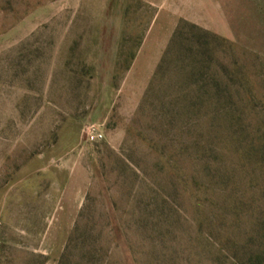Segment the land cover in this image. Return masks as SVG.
<instances>
[{
	"label": "rangeland",
	"instance_id": "obj_1",
	"mask_svg": "<svg viewBox=\"0 0 264 264\" xmlns=\"http://www.w3.org/2000/svg\"><path fill=\"white\" fill-rule=\"evenodd\" d=\"M0 264H264V0H0Z\"/></svg>",
	"mask_w": 264,
	"mask_h": 264
},
{
	"label": "built area",
	"instance_id": "obj_2",
	"mask_svg": "<svg viewBox=\"0 0 264 264\" xmlns=\"http://www.w3.org/2000/svg\"><path fill=\"white\" fill-rule=\"evenodd\" d=\"M86 138L89 141H98L102 138V134L100 132L96 131L95 129H90L86 133Z\"/></svg>",
	"mask_w": 264,
	"mask_h": 264
},
{
	"label": "trees",
	"instance_id": "obj_3",
	"mask_svg": "<svg viewBox=\"0 0 264 264\" xmlns=\"http://www.w3.org/2000/svg\"><path fill=\"white\" fill-rule=\"evenodd\" d=\"M190 27H192V28H196V26H195V25H190Z\"/></svg>",
	"mask_w": 264,
	"mask_h": 264
}]
</instances>
